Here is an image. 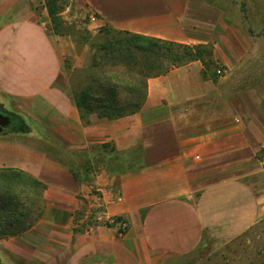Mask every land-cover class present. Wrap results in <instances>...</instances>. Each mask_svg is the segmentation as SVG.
<instances>
[{"label":"crops","instance_id":"obj_1","mask_svg":"<svg viewBox=\"0 0 264 264\" xmlns=\"http://www.w3.org/2000/svg\"><path fill=\"white\" fill-rule=\"evenodd\" d=\"M35 1L0 0V95L32 127L0 138V168L42 182V209L24 232L0 239V252L39 264H188L206 236L228 242L264 220V78L225 86L249 60L228 0H75L97 26L210 43L225 67L216 82L201 77L198 60L172 67L146 79L136 112L86 121L62 42L34 18ZM111 147L120 159L94 166ZM95 190L106 215L127 222L122 236L114 226L79 230Z\"/></svg>","mask_w":264,"mask_h":264},{"label":"trees","instance_id":"obj_2","mask_svg":"<svg viewBox=\"0 0 264 264\" xmlns=\"http://www.w3.org/2000/svg\"><path fill=\"white\" fill-rule=\"evenodd\" d=\"M56 1L44 0V3L51 21L57 25ZM110 30L112 36L99 43L92 56L90 68L97 73L90 75L89 81L73 94L74 104L84 121L90 112L105 120L136 112L145 97L146 79L164 74L172 67L198 60L202 65L201 77L212 82L217 81L225 68L214 57L209 44H183ZM0 112L9 119L1 131L26 132L17 114ZM107 146L104 143L100 148L106 151ZM108 151L119 157L112 147ZM73 174L77 179V173ZM43 190L44 184L29 174L0 168V238L19 235L38 219Z\"/></svg>","mask_w":264,"mask_h":264},{"label":"rangeland","instance_id":"obj_3","mask_svg":"<svg viewBox=\"0 0 264 264\" xmlns=\"http://www.w3.org/2000/svg\"><path fill=\"white\" fill-rule=\"evenodd\" d=\"M55 3L58 7L57 25L51 21L44 0H36L30 5L34 18L39 21L45 20L46 29L62 42L63 66L73 98V94L89 81L90 75L97 73L90 68L92 56L96 53L97 45L112 36L110 29L113 28L92 24L94 15L83 7L76 6L75 0H57ZM222 4L229 22L240 30L239 36L249 45V60L238 66L236 72L235 70L232 72L225 86L229 91L248 88L258 79L264 78V0H228ZM209 45L212 46L210 43ZM10 105V101L0 95V110L13 113ZM90 114L98 117L95 112H90L85 115L86 120ZM19 118L25 124L26 131L32 128L23 118ZM19 133L23 132L0 130V138ZM119 159L115 155L110 157L99 154L94 159V166L109 167ZM85 225L86 223L80 226L79 230L84 231ZM1 251V264L40 263L37 258L21 256L8 250ZM188 264H264V220L228 242H219L213 236H206Z\"/></svg>","mask_w":264,"mask_h":264},{"label":"built area","instance_id":"obj_4","mask_svg":"<svg viewBox=\"0 0 264 264\" xmlns=\"http://www.w3.org/2000/svg\"><path fill=\"white\" fill-rule=\"evenodd\" d=\"M94 19V17H91ZM102 194L99 190H95L91 194L92 204L87 214L88 219L85 225L86 233H89L96 224H107L116 227L118 236H122L127 229V222L120 217L107 216L101 203Z\"/></svg>","mask_w":264,"mask_h":264},{"label":"water","instance_id":"obj_5","mask_svg":"<svg viewBox=\"0 0 264 264\" xmlns=\"http://www.w3.org/2000/svg\"><path fill=\"white\" fill-rule=\"evenodd\" d=\"M9 122L8 116L0 112V130L5 127ZM1 264V263H0Z\"/></svg>","mask_w":264,"mask_h":264},{"label":"flooded vegetation","instance_id":"obj_6","mask_svg":"<svg viewBox=\"0 0 264 264\" xmlns=\"http://www.w3.org/2000/svg\"><path fill=\"white\" fill-rule=\"evenodd\" d=\"M9 123V122H8Z\"/></svg>","mask_w":264,"mask_h":264}]
</instances>
